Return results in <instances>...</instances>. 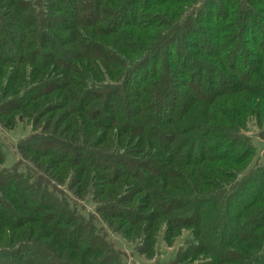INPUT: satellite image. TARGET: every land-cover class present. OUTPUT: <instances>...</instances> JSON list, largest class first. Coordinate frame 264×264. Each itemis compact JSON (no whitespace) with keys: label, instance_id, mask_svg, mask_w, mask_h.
<instances>
[{"label":"trees","instance_id":"obj_1","mask_svg":"<svg viewBox=\"0 0 264 264\" xmlns=\"http://www.w3.org/2000/svg\"><path fill=\"white\" fill-rule=\"evenodd\" d=\"M0 264H264V0H0ZM264 156V150H263ZM19 260V261H18Z\"/></svg>","mask_w":264,"mask_h":264},{"label":"rangeland","instance_id":"obj_2","mask_svg":"<svg viewBox=\"0 0 264 264\" xmlns=\"http://www.w3.org/2000/svg\"><path fill=\"white\" fill-rule=\"evenodd\" d=\"M31 131V126L23 122H19L18 126L14 129H6L0 126V147L5 153L6 167H11L18 161L19 155L15 147L19 140L30 134ZM248 132L250 135L256 136L253 139L258 151L257 153L259 154V159L260 157L264 159V141L262 140L263 138L258 135V128L255 127L253 122L250 123ZM186 235L187 232H184L183 239L180 238L175 245L168 246L163 239V233H161L158 237L155 253L153 256L148 257L138 253L134 245L120 235L110 234L116 245L127 253L129 264H175L178 257V249L180 245L184 243Z\"/></svg>","mask_w":264,"mask_h":264}]
</instances>
